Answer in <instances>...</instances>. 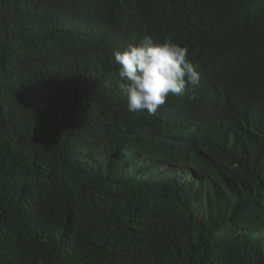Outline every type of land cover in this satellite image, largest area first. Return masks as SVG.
Returning <instances> with one entry per match:
<instances>
[{
    "label": "trees",
    "instance_id": "obj_1",
    "mask_svg": "<svg viewBox=\"0 0 264 264\" xmlns=\"http://www.w3.org/2000/svg\"><path fill=\"white\" fill-rule=\"evenodd\" d=\"M145 37L200 75L154 115ZM0 264H264V0H0Z\"/></svg>",
    "mask_w": 264,
    "mask_h": 264
},
{
    "label": "clouds",
    "instance_id": "obj_2",
    "mask_svg": "<svg viewBox=\"0 0 264 264\" xmlns=\"http://www.w3.org/2000/svg\"><path fill=\"white\" fill-rule=\"evenodd\" d=\"M127 111L154 115L168 97L182 96L189 86L200 84V75L189 59V50L167 39L145 37L113 53Z\"/></svg>",
    "mask_w": 264,
    "mask_h": 264
}]
</instances>
